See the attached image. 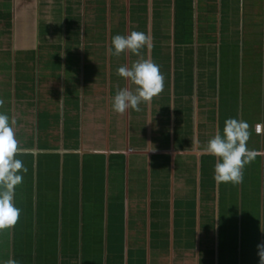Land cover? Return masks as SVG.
<instances>
[{"label": "crops", "instance_id": "crops-1", "mask_svg": "<svg viewBox=\"0 0 264 264\" xmlns=\"http://www.w3.org/2000/svg\"><path fill=\"white\" fill-rule=\"evenodd\" d=\"M143 59L162 90L113 111ZM0 112L27 169L0 264H258L264 155L218 184L202 148L235 117L264 150V0H0Z\"/></svg>", "mask_w": 264, "mask_h": 264}, {"label": "clouds", "instance_id": "clouds-1", "mask_svg": "<svg viewBox=\"0 0 264 264\" xmlns=\"http://www.w3.org/2000/svg\"><path fill=\"white\" fill-rule=\"evenodd\" d=\"M148 43V37L140 31H132L127 35L116 34L111 40V51L115 55L122 52L139 54V50ZM116 72L119 76L128 78L137 87L135 91L127 88L119 89L112 99L111 108L117 113L127 109L139 110L141 102H148L163 88V74L159 65L143 59L132 65H121ZM247 121L229 117L224 122L222 131H217L203 146L202 151L215 158L213 180L216 183L239 184L243 180V168L264 155V150L247 147L249 138ZM261 126H256L259 133ZM18 142L14 136L12 122L7 114L0 112V230L13 227L20 215V209L13 203L15 186L22 183V172L27 171L23 162L15 158ZM262 232L264 230L261 229ZM258 264H264V242L257 244ZM4 264H17L9 259Z\"/></svg>", "mask_w": 264, "mask_h": 264}, {"label": "built area", "instance_id": "built-area-1", "mask_svg": "<svg viewBox=\"0 0 264 264\" xmlns=\"http://www.w3.org/2000/svg\"><path fill=\"white\" fill-rule=\"evenodd\" d=\"M257 125H258V124H257ZM257 125H256V126H257ZM259 125L261 126V124H259ZM261 128H262V127H261ZM260 131H261V130H260Z\"/></svg>", "mask_w": 264, "mask_h": 264}]
</instances>
